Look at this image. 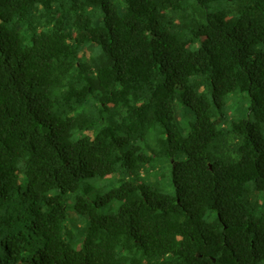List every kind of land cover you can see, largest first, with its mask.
<instances>
[{"label":"trees","instance_id":"trees-1","mask_svg":"<svg viewBox=\"0 0 264 264\" xmlns=\"http://www.w3.org/2000/svg\"><path fill=\"white\" fill-rule=\"evenodd\" d=\"M0 264H264V0H0Z\"/></svg>","mask_w":264,"mask_h":264},{"label":"rangeland","instance_id":"rangeland-1","mask_svg":"<svg viewBox=\"0 0 264 264\" xmlns=\"http://www.w3.org/2000/svg\"><path fill=\"white\" fill-rule=\"evenodd\" d=\"M250 105L249 96L247 93L235 92L231 95L222 111H218V115L224 117V122L227 125H231L233 122L240 119L246 118L248 116V108ZM195 121V116L192 111H190L185 106H180L179 115L177 118V124L180 128V131L183 135L187 134L189 131V125ZM149 145L145 143V146ZM160 174L157 172L150 171L146 172L140 178V184L146 186H160L165 193L172 194L173 187L170 182V175L160 178ZM116 175L106 176L104 178H94L88 177L82 183V186L75 194L69 193L66 200V209H67V225L65 229H70L73 231V238H71L74 247L80 249L83 245V230H85L88 224V218L85 216L79 215L74 207L75 195L83 194L88 197L102 201L103 196L110 190L115 189L118 186ZM103 197V198H102ZM123 200L117 199L112 203H99L100 210L102 212H115L121 206Z\"/></svg>","mask_w":264,"mask_h":264}]
</instances>
